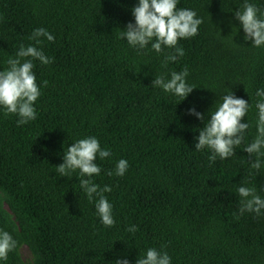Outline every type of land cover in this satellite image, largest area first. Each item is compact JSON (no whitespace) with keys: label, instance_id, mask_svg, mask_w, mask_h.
I'll list each match as a JSON object with an SVG mask.
<instances>
[{"label":"trees","instance_id":"16d2710c","mask_svg":"<svg viewBox=\"0 0 264 264\" xmlns=\"http://www.w3.org/2000/svg\"><path fill=\"white\" fill-rule=\"evenodd\" d=\"M138 2L0 0V71L21 45H35V29L54 36L36 45L53 58L33 61L37 118L19 125L0 106V230L19 242L0 264H136L149 248L167 252L171 264H264V210L233 215L237 188L255 171L244 148L255 139V105L264 100L256 95L264 90V47L245 40L235 19L244 0H178V9L196 11L203 23L179 41L185 55L166 64L173 49L138 52L120 38ZM250 2L264 11V0ZM185 67L196 88L184 100L152 86L155 76L170 79ZM231 92L251 105L241 121L249 128L235 155L211 163L195 138ZM193 107L205 121L188 114ZM86 137L111 152L97 157L101 173L92 179L112 188L104 195L113 227L101 223L79 170L68 177L56 170L67 148ZM120 159L129 164L123 176L115 175ZM248 186L264 197V172Z\"/></svg>","mask_w":264,"mask_h":264},{"label":"clouds","instance_id":"9594fccd","mask_svg":"<svg viewBox=\"0 0 264 264\" xmlns=\"http://www.w3.org/2000/svg\"><path fill=\"white\" fill-rule=\"evenodd\" d=\"M178 0H139L132 8L135 22H129L120 33V38L125 39L129 46L138 52L149 46L156 53L164 52L165 48L173 49L174 54L165 56V64L169 61H177L185 55L184 49L179 46L181 39H188L198 34L202 18L196 11L187 8H177ZM235 19L240 22L244 31V39L251 40L252 46L264 47V11L250 0L235 11ZM53 41L54 36L44 28H37L29 37L35 41V45L25 47L21 45L15 54L7 61L9 68L0 71V106L6 110V114H14L19 117V125L27 124L37 118L34 103L41 95V89L36 82L33 72L34 60L43 65L53 62V58L45 55L43 50L36 45L43 43V39ZM189 70L185 67L180 72H172L170 79L164 76H155L153 87L163 89L184 100L196 86L190 85L186 78ZM47 85V81H43ZM257 96L264 97V90L258 89ZM251 105L243 98H237L231 92L222 98V103L216 111L210 112L204 126L199 129V135L195 138L197 151L208 149L211 151L208 159L215 163L217 157L221 160L235 155V149L241 145L245 138V132L249 128L247 122H241L247 116ZM258 119L256 122L255 139L247 144L244 151L248 154L251 167L254 169L249 179L237 188L240 197L239 213H234V218L239 219L245 212L255 213L257 216L264 210V197L260 195L256 186H248L258 173L264 172V100L256 102ZM189 115L196 116L205 121V114L189 108ZM111 152L101 147L96 137H86L71 144L64 152L63 163L57 165L60 177H68L72 172L79 170L80 186L86 193L89 201L96 200L95 208L101 223L105 227H113L116 223L113 216V205L109 203L104 193L111 192L109 185L101 187L93 182V177L101 173V168L96 160L110 157ZM129 167L125 159H120L116 165L115 175L123 176ZM108 175H113L112 171ZM135 233L137 226L132 225L127 229ZM18 240L8 231L0 230V260L6 261L8 254L18 248ZM116 264H129L127 258L118 259ZM136 264H171V257L167 252L149 248L144 257L137 259Z\"/></svg>","mask_w":264,"mask_h":264},{"label":"rangeland","instance_id":"374dc122","mask_svg":"<svg viewBox=\"0 0 264 264\" xmlns=\"http://www.w3.org/2000/svg\"><path fill=\"white\" fill-rule=\"evenodd\" d=\"M20 252L23 259L27 260L30 257V252L25 245L21 247Z\"/></svg>","mask_w":264,"mask_h":264}]
</instances>
